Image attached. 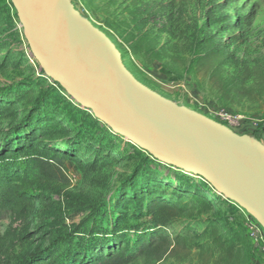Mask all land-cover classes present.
<instances>
[{"label":"rangeland","instance_id":"1","mask_svg":"<svg viewBox=\"0 0 264 264\" xmlns=\"http://www.w3.org/2000/svg\"><path fill=\"white\" fill-rule=\"evenodd\" d=\"M72 3L109 37L126 68L141 83L179 106L229 128L238 127L239 135L259 129V139L248 136L264 145V0ZM206 37L222 50L213 72L237 90L218 93L207 78L208 68L198 65V57L207 51ZM220 112L229 118H221ZM21 119L27 120V132L16 135L14 128ZM95 119L90 109L76 103L44 74L30 52L11 0H0V144L32 139L33 146L41 149L48 143L69 142L75 151L65 163V181L49 183L45 191H32L33 206L24 218L4 216L0 235L6 238L9 255L0 253V264H18L49 248L88 217L106 214L104 227L111 213L127 209L129 222L134 223L131 197L155 193L190 206L168 229L171 237L180 235V244L159 261L139 256L131 264H264V248L255 245L249 234L237 244L239 252L231 259L221 253L209 234L208 218L220 220L218 235L230 233L223 227V218L231 219L246 234L251 215L245 209L201 176L158 161L103 122L98 120L95 128L91 124ZM94 131L99 133L97 138ZM174 173H184L186 184L169 180ZM193 193L208 199L211 207L193 202Z\"/></svg>","mask_w":264,"mask_h":264},{"label":"water","instance_id":"2","mask_svg":"<svg viewBox=\"0 0 264 264\" xmlns=\"http://www.w3.org/2000/svg\"><path fill=\"white\" fill-rule=\"evenodd\" d=\"M33 57L80 106L153 158L204 178L264 229V145L165 98L72 0H11Z\"/></svg>","mask_w":264,"mask_h":264},{"label":"trees","instance_id":"3","mask_svg":"<svg viewBox=\"0 0 264 264\" xmlns=\"http://www.w3.org/2000/svg\"><path fill=\"white\" fill-rule=\"evenodd\" d=\"M204 44L207 51L198 57L197 62L200 68H208V80L213 81L216 91L223 95L233 88L237 90V86L234 87L232 82H225L213 72L221 61L218 62L222 55L220 46L207 37L204 38ZM121 57L123 59L122 55ZM63 101L67 106L71 103L66 99ZM26 122V119H21L15 126L16 135L26 134L27 129L24 127ZM98 122L95 119L91 124L96 128ZM230 129L237 133L239 131L238 127ZM258 131L259 129H251L247 134L259 139L256 137ZM92 135L97 138L99 133L94 131ZM2 145L3 143L0 144V229L1 221L6 214L24 218L31 211L35 197L32 191H45L49 183L66 180L65 163L75 152L72 151L73 145L69 142L64 145L48 143L41 149L33 146L32 139L16 145ZM96 146L98 145H94ZM144 171L145 168L140 169L141 174ZM182 174L184 173H174V177L169 180L183 186L188 178ZM131 198L133 215L136 218L134 223L129 222L127 209L111 213L104 227L102 218L106 214L88 217L81 220L67 234L55 239L49 248L36 251L18 264H131L139 256L154 262L173 254L175 245L180 244V235L175 234L171 237L168 229L190 210V206L157 193L139 194ZM192 198L197 204L211 207L212 203L208 199L196 193L192 194ZM207 220L212 241L220 247L224 256L231 259L239 252L236 249L237 244L246 239L248 231L243 234L240 227L231 219L223 218V227L228 228L230 233L218 235L217 227L220 220L216 218ZM0 253L9 255V245L6 238L1 235Z\"/></svg>","mask_w":264,"mask_h":264},{"label":"built area","instance_id":"4","mask_svg":"<svg viewBox=\"0 0 264 264\" xmlns=\"http://www.w3.org/2000/svg\"><path fill=\"white\" fill-rule=\"evenodd\" d=\"M219 116L224 119H228L227 113L220 112ZM247 229L250 239L255 245L262 246L264 248V229L263 227L253 218L247 219Z\"/></svg>","mask_w":264,"mask_h":264}]
</instances>
